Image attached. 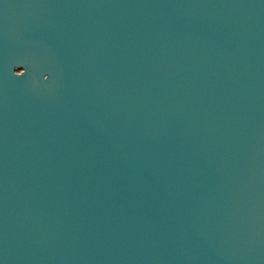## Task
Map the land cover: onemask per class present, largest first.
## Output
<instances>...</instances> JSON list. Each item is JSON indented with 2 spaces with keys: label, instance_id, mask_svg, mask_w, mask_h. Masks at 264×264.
<instances>
[{
  "label": "water",
  "instance_id": "water-1",
  "mask_svg": "<svg viewBox=\"0 0 264 264\" xmlns=\"http://www.w3.org/2000/svg\"><path fill=\"white\" fill-rule=\"evenodd\" d=\"M0 264H264V0H0Z\"/></svg>",
  "mask_w": 264,
  "mask_h": 264
}]
</instances>
